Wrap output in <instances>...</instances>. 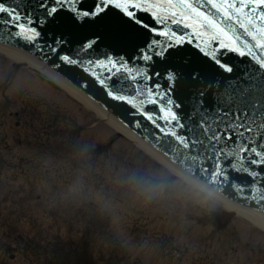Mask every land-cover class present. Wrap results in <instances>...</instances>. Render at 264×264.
<instances>
[{
	"label": "rangeland",
	"instance_id": "1",
	"mask_svg": "<svg viewBox=\"0 0 264 264\" xmlns=\"http://www.w3.org/2000/svg\"><path fill=\"white\" fill-rule=\"evenodd\" d=\"M15 64L19 70L14 73ZM51 82L26 63L0 54V125L10 121L6 130H0V155L17 168L39 167L27 177L19 169L9 170L17 178L0 176V208H4L0 209V246L5 243L12 250L6 254L0 247V264H38L35 249L42 250L53 240L79 238V225L74 222L83 218V207L64 213L54 206L57 200L84 195L92 202L86 208L106 224L100 230H107L100 232L103 237L97 243H89L87 264H96V257L103 253L104 264H110V243L117 245L115 251L126 264H264L260 229L237 214L222 225L218 217L228 209L221 203L175 175ZM24 111V125L33 111V129L39 127L42 132L29 129L26 137L22 135L25 126L20 132L12 129L15 119L10 115ZM70 142L75 153L82 152L83 162L92 160L93 184H86L84 176L75 181L57 176L55 157L40 156L64 153ZM98 146H108L104 155L95 153ZM102 161L107 163V174L101 172ZM110 168L114 172L108 173ZM99 173L105 188L96 187L101 185ZM52 211L62 216L54 217ZM60 261L63 264L64 258ZM76 262L81 263L75 257L69 264Z\"/></svg>",
	"mask_w": 264,
	"mask_h": 264
},
{
	"label": "water",
	"instance_id": "2",
	"mask_svg": "<svg viewBox=\"0 0 264 264\" xmlns=\"http://www.w3.org/2000/svg\"><path fill=\"white\" fill-rule=\"evenodd\" d=\"M23 1V0H22ZM21 1V2H22ZM24 2V10L22 8H19L21 10V14L26 15V16H30L32 17L34 20L39 21V19L41 17H44L46 19L47 22H49V29L48 27H45V29L42 31L41 35L42 37L40 38L41 43L36 45V47L40 50V52L43 53V51L47 52V54L43 53V56L45 59L49 60V62L54 65L55 68H58L60 71H68L70 69H72L75 73H76V78L78 79V81H81L82 84H84V86H86L88 88V92H90L93 96L95 97H99L102 100H106L105 94L102 90V88L96 87L93 83V81L91 79H89L87 76H85L82 72H80L78 70V68L75 65H67L64 66L63 64L59 65L58 63V57H59V53L63 52L68 54L70 57H74L75 54L74 52H77V50L79 48L82 49H86L85 45L82 44L83 41L88 40V38L85 36H80L77 39H74L73 41L70 39L72 36H74V33H72L73 28L76 27V25L74 24V21L70 18H64L63 12H61V14H58L55 16V18H47L45 16V14L40 12V9H43V12H45V8L41 7L43 4V1L41 0H26L23 1ZM92 4V3H91ZM80 8H88L87 5H80ZM109 11V12H108ZM109 13L111 15H113L115 18H117L120 21L119 23H112L111 27H110V31L112 34H116V36H114L113 41L109 42L107 44H109L107 46L106 40L105 39H101V43L102 45L105 46H100L98 43L94 45L92 51L93 52H89L87 50L88 53L86 54H81V56H88V57H98L99 54L104 51L105 49L109 48L112 49L114 54H116L117 56L120 55H125V56H132L131 51L132 50H137L139 51L140 49L144 48L145 45L147 44V42H149V37L146 34V32H143L142 30H140L138 27H136V24L131 21L128 20V17L122 14H119L117 11L113 10V9H109L106 11V13ZM138 18L146 20L148 21V23L150 24V20L147 18L146 15H144L143 13H140L138 16ZM62 19H66V21H68L70 24L66 25L65 28H58L56 29V27L59 26V23H57V21H60ZM104 26H107L106 24ZM129 29L133 30V32L135 33L136 37L138 38V40L136 42H134V44L129 45L126 49H122L121 47L123 46V43L126 41L125 36L129 35ZM71 30V32H70ZM49 32V33H48ZM117 37V40H116ZM69 44V46H68ZM0 45L5 46V47H10L7 45H4L3 43H0ZM52 45H57L59 47V51L58 53L55 55L54 53H52L50 50H48L46 47L44 46H52ZM10 48H15V47H10ZM67 48H69L70 50H68ZM18 49V48H16ZM35 49V48H34ZM120 50V51H119ZM117 53H116V52ZM119 51V52H118ZM183 52L189 54L190 57H201L196 51L194 54L188 47H185L183 49ZM26 53L30 54L28 51H26ZM32 55V54H30ZM33 57L42 60L34 55H32ZM231 65V67L235 68L236 65L239 62V59H237L233 54L230 56H227V59ZM264 63V61H261L260 63H252L249 60L244 59V61L239 62V66L243 67L244 73L242 74H238L239 80H241L242 85H246L247 87V92L245 93H240V97L244 96L245 98L248 97V101H245L243 104L241 103V100L239 101L240 104V109L242 110H249L251 113V115H258L259 113L262 114L264 112V68L260 67V65ZM204 69H200V76L197 77L198 82L197 84V93L199 94V98H201V108L199 110V117L202 119V116H207L209 118H211L212 114L211 111H215L218 109L223 111L222 108V103H220L218 106H213V100H216L217 98V94L214 93L213 91H211V86L209 83H205V79L202 78L203 75L206 73V71L211 70L214 74H219L215 77H221V72L219 70H217V68H215L213 66V64H211L210 62H207V60L204 61V63L202 64ZM73 67V68H72ZM235 73V72H234ZM192 73H188V76H191ZM69 78H72V75H66ZM176 106H174L177 110L182 111L183 113L185 112V108H184V104H183V99L179 98V96H176ZM224 102L229 105L231 104L230 101L228 99H225ZM105 104L107 106H111L110 108H112L114 105L112 103H109L107 101H105ZM253 104V106H252ZM225 105V106H227ZM119 107V106H118ZM120 108V107H119ZM113 109V108H112ZM119 110V109H118ZM121 110L118 111L119 116L121 117H125L124 115H122V113L120 112ZM126 111V116H130L133 115L132 112H130L128 109H125ZM184 116L183 118L185 120H183V123H181L179 126L175 127L177 131V133L179 134L180 132H185V131H179V130H184V124L185 123H190L193 127L197 126L200 129L199 135L196 136L195 138H200V144L204 147H206V150L204 149H199V153L193 154L191 156V154L189 155L188 160L185 162H181L182 164H186L187 162H190L191 164H189V168L191 170L194 171V169H196L199 166H203L204 160H206V158L209 157L210 151L211 152H216L214 149V147L211 145L213 142L211 139V135L209 136L208 134V126L210 125L207 121V119H203V122H197L195 120H190V117ZM142 123V122H141ZM186 125V128H190L189 125ZM141 128H143V130L146 128V126H139ZM191 133V132H190ZM210 138V139H209ZM238 138L237 135H234V140L236 141ZM243 139V137H241ZM185 139V138H184ZM225 140V138L223 139ZM251 137L249 138H245V145H250L251 147H255L254 143H251ZM166 143H168V140L165 141ZM214 142H216V140H214ZM243 142V140L241 141ZM189 143L192 146H196L199 142L194 143L193 141H189ZM220 144H224L223 141H220ZM176 144H174L173 142L170 143V146L173 148L172 152L170 154H172L174 151L175 155L177 156V158L182 157L180 154H184V151H181L180 153L177 151V148H175ZM264 147V142H261V144ZM205 151V152H204ZM169 152V151H168ZM203 153L205 155H203ZM221 156H223L222 153H220ZM191 156V157H190ZM192 158V159H191ZM224 161L226 162H233L228 156L226 157H222ZM232 158V157H231ZM195 165L197 166H194ZM205 168V167H204ZM260 173H263L264 170H259ZM247 184L250 183V180L248 179L246 181ZM245 208V207H243ZM247 211L260 215L261 214L255 212L254 210L245 208Z\"/></svg>",
	"mask_w": 264,
	"mask_h": 264
},
{
	"label": "snow or ice",
	"instance_id": "3",
	"mask_svg": "<svg viewBox=\"0 0 264 264\" xmlns=\"http://www.w3.org/2000/svg\"><path fill=\"white\" fill-rule=\"evenodd\" d=\"M62 0H57V3H61ZM115 5L116 8L120 9L131 21L137 24H142L141 21L136 19V11L142 10L149 12L151 16L160 24L167 25L168 23L183 25L185 28L192 29L193 35L207 37L204 41L207 47L210 41H218L221 47L230 48L232 51H238L241 56L246 53L240 51V47H246L247 45H241L238 37L230 35L233 32V26H238L243 30V34L250 38L251 41H256L255 47L264 49V0H206V5L210 6L212 11H203L204 4L200 3V0H100V3L96 8L89 11L78 12V17H96L104 11L105 6ZM57 11L53 7L49 15L54 14ZM0 13L7 14L9 19L5 23H11L13 20L16 22L13 27H16L18 31L28 40H34L38 33L31 29L25 28L20 24L21 16L15 9H9L8 7L0 4ZM147 27L146 25H142ZM161 36L174 38L175 43L179 44L184 39L183 36L175 37L174 33L168 31H160L158 33ZM239 45L240 47H237ZM91 46L90 44L88 45ZM252 51V49H249ZM161 54V53H157ZM62 59L70 61L67 56ZM145 60L150 59L149 55L144 56ZM264 59V57H262ZM113 68H116V64L111 60L108 62ZM225 71H231L230 67L220 65ZM264 68V63L260 65ZM120 69H117L119 71ZM143 75V74H141ZM112 96V93H109ZM149 102H155L152 98V91L147 92ZM113 99L124 100L123 96H113ZM130 104L135 105L134 100L127 101ZM143 103V101H141ZM151 119V117H147ZM163 120L167 123L177 121V116L173 113L171 108L164 111ZM255 123V118L248 124L245 125L243 122L239 127L244 128L245 131H252L251 124ZM211 131V129H207ZM168 135H175V132H168ZM238 135L243 137V132H238ZM185 146L189 145V141L178 137ZM211 139L218 140L219 137L213 133ZM251 151L257 156L261 157L264 161V153L257 152L255 147L250 145L240 144L232 152L233 156L237 153L243 154ZM215 154V153H214ZM243 163V155H241L237 161ZM217 173L220 174L222 169L217 165Z\"/></svg>",
	"mask_w": 264,
	"mask_h": 264
},
{
	"label": "bare ground",
	"instance_id": "4",
	"mask_svg": "<svg viewBox=\"0 0 264 264\" xmlns=\"http://www.w3.org/2000/svg\"><path fill=\"white\" fill-rule=\"evenodd\" d=\"M0 54L19 62H25L30 68H33L36 71L40 72L42 75L45 76V78L61 87L65 93L70 94V96L83 103L87 108L94 110L99 117L106 119L109 124L112 125L117 131H119L121 134L127 136L129 139L135 142L137 146L145 150L150 156H152L159 163L167 167L174 174L182 177L185 181L189 182L195 189L200 190L201 192L208 195L214 202L221 203V205H223L224 208L228 209V211H232L235 214L246 218L247 221H249L251 224H253L256 228L260 229L264 233L263 216L251 213L242 206L230 202L229 200L221 197L215 191L210 189L207 185L187 175L177 166L172 164L163 154L149 146L142 139L138 138L129 129L125 128L110 112L105 111L100 105L89 99L77 87L69 83L66 79L57 75L55 73L56 71L52 70L50 66L46 64L44 65V62H41L39 59L26 53L25 51L16 48H10L0 45Z\"/></svg>",
	"mask_w": 264,
	"mask_h": 264
},
{
	"label": "trees",
	"instance_id": "5",
	"mask_svg": "<svg viewBox=\"0 0 264 264\" xmlns=\"http://www.w3.org/2000/svg\"><path fill=\"white\" fill-rule=\"evenodd\" d=\"M85 231L87 232V230L85 229ZM86 232H84V233H86Z\"/></svg>",
	"mask_w": 264,
	"mask_h": 264
}]
</instances>
